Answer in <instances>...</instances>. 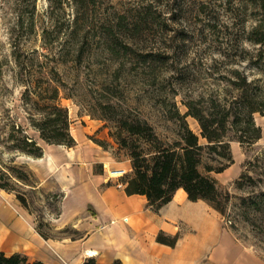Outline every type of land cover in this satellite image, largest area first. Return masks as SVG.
<instances>
[{"label":"rangeland","instance_id":"374dc122","mask_svg":"<svg viewBox=\"0 0 264 264\" xmlns=\"http://www.w3.org/2000/svg\"><path fill=\"white\" fill-rule=\"evenodd\" d=\"M57 74L73 148L46 144L29 122L39 119L40 95H52ZM241 92L264 109V0H0V178L10 191L0 190L46 237L79 238L70 191L95 175L120 188L132 171L110 119H144L172 143L178 128L169 115H187L199 135L193 115L227 111ZM253 120L262 138L231 142L237 165L212 176L231 196L219 214L223 227L264 261L262 216L247 207L264 193V115ZM18 128L41 158L12 149Z\"/></svg>","mask_w":264,"mask_h":264},{"label":"crops","instance_id":"0c3cea01","mask_svg":"<svg viewBox=\"0 0 264 264\" xmlns=\"http://www.w3.org/2000/svg\"><path fill=\"white\" fill-rule=\"evenodd\" d=\"M87 179L89 185L70 191V220L83 233L70 240L44 239L0 190V252L44 264H83L87 258L98 264H264L223 227L219 213L203 201H189L182 189L155 212L145 197L105 186L104 175ZM161 232L178 235L176 245L157 243Z\"/></svg>","mask_w":264,"mask_h":264},{"label":"trees","instance_id":"16d2710c","mask_svg":"<svg viewBox=\"0 0 264 264\" xmlns=\"http://www.w3.org/2000/svg\"><path fill=\"white\" fill-rule=\"evenodd\" d=\"M57 76L60 77L59 74ZM56 82L58 86L53 88L50 97L46 95V91L40 93V102L43 104L40 117L36 120L29 118L30 126L46 144L73 148L76 141L69 131L68 111L59 102L60 89L64 83L62 78L57 79ZM244 87L240 85L238 89L244 91ZM28 94L29 91L26 90V97ZM261 106L263 105L252 100L245 92H241L227 111L193 115L200 127L199 135L189 128L187 115L175 112L166 118L178 128L177 139L172 143L161 138L154 127L144 119L113 117L110 120L116 124L115 132L110 135L114 137L118 150L127 153L131 163V174L124 175L120 183L124 187L125 194L145 197L148 206L157 212L172 200L177 190L182 189L189 201H203L224 217L225 205L230 202L231 196L228 192L220 191L212 174H221L234 164L231 142L250 146L262 138V129L257 127L253 120L254 113L264 115ZM11 139L16 142L13 143V150L33 158L42 157V148L20 128L12 134ZM201 139L205 142L201 143ZM95 143L107 151L104 143L99 141ZM106 185L112 186L110 182ZM0 189L10 191L6 184L1 183V178ZM16 198L26 207L24 197L17 195ZM248 205L247 207L251 208L255 215L262 216L260 220L264 223V193L255 199H250ZM252 226H256L255 223H252ZM38 233L44 239H48L39 229ZM178 239V235L171 237L161 232L157 235L156 242L174 247ZM0 264L44 263L29 262L20 254L7 256L0 252ZM83 264L98 263L93 258H87ZM113 264L121 263L116 260Z\"/></svg>","mask_w":264,"mask_h":264},{"label":"built area","instance_id":"2783aa9c","mask_svg":"<svg viewBox=\"0 0 264 264\" xmlns=\"http://www.w3.org/2000/svg\"><path fill=\"white\" fill-rule=\"evenodd\" d=\"M126 221H127L126 219L123 220V222H126ZM113 223H114V222H111V224H113Z\"/></svg>","mask_w":264,"mask_h":264}]
</instances>
